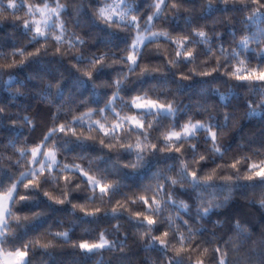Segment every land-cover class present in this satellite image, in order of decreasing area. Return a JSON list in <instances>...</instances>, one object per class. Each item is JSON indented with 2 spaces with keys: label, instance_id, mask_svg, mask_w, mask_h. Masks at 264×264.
<instances>
[{
  "label": "clouds",
  "instance_id": "clouds-1",
  "mask_svg": "<svg viewBox=\"0 0 264 264\" xmlns=\"http://www.w3.org/2000/svg\"><path fill=\"white\" fill-rule=\"evenodd\" d=\"M0 264H264V0H0Z\"/></svg>",
  "mask_w": 264,
  "mask_h": 264
},
{
  "label": "snow or ice",
  "instance_id": "snow-or-ice-1",
  "mask_svg": "<svg viewBox=\"0 0 264 264\" xmlns=\"http://www.w3.org/2000/svg\"><path fill=\"white\" fill-rule=\"evenodd\" d=\"M82 247H86L87 245H81ZM22 255V254H21Z\"/></svg>",
  "mask_w": 264,
  "mask_h": 264
}]
</instances>
